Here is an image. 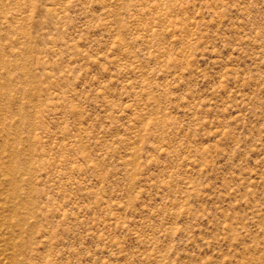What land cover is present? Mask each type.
Here are the masks:
<instances>
[{
	"label": "rangeland",
	"instance_id": "obj_1",
	"mask_svg": "<svg viewBox=\"0 0 264 264\" xmlns=\"http://www.w3.org/2000/svg\"><path fill=\"white\" fill-rule=\"evenodd\" d=\"M0 264H264V0H0Z\"/></svg>",
	"mask_w": 264,
	"mask_h": 264
}]
</instances>
